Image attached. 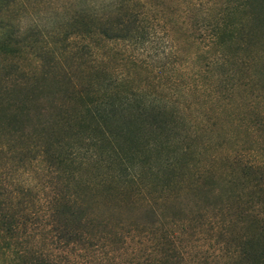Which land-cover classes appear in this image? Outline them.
<instances>
[{
	"label": "trees",
	"instance_id": "16d2710c",
	"mask_svg": "<svg viewBox=\"0 0 264 264\" xmlns=\"http://www.w3.org/2000/svg\"><path fill=\"white\" fill-rule=\"evenodd\" d=\"M107 7L103 12L98 9L72 15L70 35L94 40L97 48L107 40L137 47L151 38L152 25L141 4L130 6L127 0H112ZM238 10L241 16L236 18L234 11ZM210 27L207 66L213 69V78L197 86L212 92L207 93V101H230L233 89L239 86L259 89L257 71L248 70L258 60L264 63V41L256 53L250 51L253 34L264 27V0H225ZM9 46L7 39H0L2 52ZM78 51L90 55L91 44L84 42ZM36 57L37 70L15 79L21 95L7 101L13 108L4 118V145L12 151L13 141L20 140L23 149L33 152L32 160L61 180L52 182L51 195L37 206L51 218L53 231L62 230L63 243L105 250L125 232L149 246L134 254L129 264H264V174L259 167L241 166L239 171L234 167L237 172L227 175L232 182H224L229 188L220 191L224 198L207 200L191 215L166 218L162 214L168 201L164 193L173 187L181 169L193 164L196 154L195 139L182 132L184 123L193 121L184 108L149 88L147 81H136L131 73L141 66L134 61L124 62L129 75L117 73L116 66L109 70L98 63L76 80L67 73L56 76L50 58L44 59L42 54ZM5 91L11 93L7 88ZM55 91L60 96L58 105L51 102ZM202 114L205 120L213 117L205 111ZM30 116L34 124L25 133L24 119ZM201 147H207V142ZM91 155L102 160L110 179L104 173L99 182H71L76 179L75 166ZM146 170L156 180L152 190L158 195L150 196L140 207L138 221L111 222L108 214L97 215L91 200L82 198L92 187L105 200L117 199L118 204L133 206L136 200L132 195L150 193L143 182ZM208 172L204 167L199 173L207 177ZM122 179L138 182H108ZM129 183L135 187L125 193L122 186ZM212 186L211 182L188 185L190 190L214 194ZM2 193L0 251L10 253L7 264H53L49 256L34 250L35 234L27 230L28 217L32 219L28 213L35 211L28 210L27 215L26 211L34 202L4 199ZM124 225L128 227L122 230Z\"/></svg>",
	"mask_w": 264,
	"mask_h": 264
},
{
	"label": "rangeland",
	"instance_id": "374dc122",
	"mask_svg": "<svg viewBox=\"0 0 264 264\" xmlns=\"http://www.w3.org/2000/svg\"><path fill=\"white\" fill-rule=\"evenodd\" d=\"M111 1L0 0V39H7L10 45L7 51L0 50L1 197L13 200L24 198L25 201L34 202V206L26 211V215L28 210L31 213L35 211L32 215L28 213L32 219L28 217L27 230L35 234L34 250L49 256L53 264H129L134 254L145 252L144 249L149 246L148 243L137 242L125 232L121 236L118 232V242L111 248L105 246V250L96 246L82 249L79 245H66L63 243L62 230L53 231L50 228L51 218L37 206L42 205L43 198L51 195L52 182L61 180L43 164L32 160L33 152L29 148L23 149L20 140L13 141L15 148L12 151L4 145V118L13 108L11 104V107L7 106V101L10 98L19 99L21 90L16 86L17 83L14 84L15 79L19 74H30L37 70V54H42L44 59L50 58L56 76L67 73L76 80L90 66L98 63L109 70L116 66L114 70L125 75L128 74V69L124 62L134 61L141 66L137 72L131 73L136 81H147L149 88H155L160 96L177 101L184 108V112L193 121L184 123L182 132L195 139L193 145L196 154L193 164L189 168H182L173 187L164 193L168 201L162 214L166 218L191 215L197 206L205 204L207 200L224 198L225 195L220 191L229 188L224 182H232L227 179V175L235 170L234 167L238 171L241 166L259 167L264 174V63L258 60L248 70L257 71L261 80L256 85L259 89L249 85L234 88L230 101H207L206 95L211 91L197 88L202 81H209L211 76L213 78V69L207 66L211 53L209 31L216 12L225 7V0H127L130 6L141 4L152 25L151 38L137 47L122 40H107L97 48L93 47L94 40H82L80 36L70 35L71 30L73 31L69 25L73 23L72 15L98 9L103 12ZM234 12L236 18L241 16L239 10ZM263 41L264 27L253 34L250 51L256 53ZM84 42L91 44L90 55L78 51ZM6 88L11 92L9 95ZM52 96L51 102L58 105L59 94L55 91ZM204 111L213 117L205 120L202 114ZM24 120L25 133H28L34 124V118L30 116ZM200 120L205 122L198 125ZM258 121L260 124L254 123ZM204 141L207 142V147L203 148L201 144ZM101 161L94 155L87 156L83 164L75 166L76 179L71 182H99L104 173L110 179ZM204 167L209 169L207 177H202L199 173ZM143 172V182L150 193L144 191L136 196L132 195V199L136 200L133 206L124 202L118 204L117 199L105 200L102 193H97L99 190L92 187L82 198L91 200L97 215L108 214L111 222L119 219L138 221L140 207L147 203L150 196L158 195L152 190L155 189L153 184L156 180L151 172ZM134 180L108 182H138ZM192 182H211L214 194L190 190L188 185ZM158 185L159 181L156 183L157 187ZM134 187L133 183H129L123 185L122 189L127 193ZM123 227L122 230H125L128 226ZM118 228L120 227H116L117 231L121 229ZM122 237L124 239L121 241L119 238ZM2 252L0 251V264H7L11 255L7 251Z\"/></svg>",
	"mask_w": 264,
	"mask_h": 264
}]
</instances>
